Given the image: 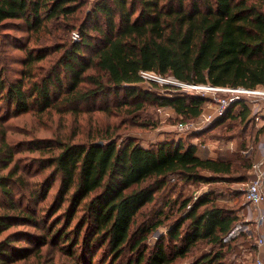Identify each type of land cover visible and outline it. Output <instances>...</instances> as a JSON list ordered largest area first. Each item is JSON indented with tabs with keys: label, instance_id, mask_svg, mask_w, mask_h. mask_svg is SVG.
I'll return each mask as SVG.
<instances>
[{
	"label": "trees",
	"instance_id": "16d2710c",
	"mask_svg": "<svg viewBox=\"0 0 264 264\" xmlns=\"http://www.w3.org/2000/svg\"><path fill=\"white\" fill-rule=\"evenodd\" d=\"M83 3L0 0V24L27 33L25 46L17 38L8 41L23 51L20 58L7 54L20 66L11 70L15 76L0 66V264L25 261L44 248L54 255L43 264H173L199 243L209 249L186 264H225L231 243L243 234L234 233L236 212L215 204L211 193L194 201L183 198L173 220L164 209L171 211L177 199L148 214L143 208L159 191L175 186L172 179L242 183L249 178V160L236 157L238 172L224 155L199 156L195 144L164 140L145 147L132 136L121 140L118 131L123 125L151 126L135 120L147 102L188 122L199 117L207 101L184 91L156 96L141 88V71L191 85L264 88V0H100L95 3L101 20L91 27L95 34L89 35L83 22L79 42H68L65 33L79 21L75 14ZM57 30L64 33L48 44ZM88 50L92 54L85 58ZM51 53L58 54L55 60L48 59ZM113 107L125 120L91 130L85 141L58 133L20 143L17 150L7 142L4 123L11 118L30 112L76 118L110 114ZM249 113L245 101H235L213 125L236 120L241 129H253ZM257 131L260 139L264 124ZM25 149L39 156L23 170L14 155ZM35 167L39 172L31 170ZM164 225L166 235L149 248V234ZM16 226L36 232L9 231ZM21 239L34 246H16Z\"/></svg>",
	"mask_w": 264,
	"mask_h": 264
},
{
	"label": "rangeland",
	"instance_id": "374dc122",
	"mask_svg": "<svg viewBox=\"0 0 264 264\" xmlns=\"http://www.w3.org/2000/svg\"><path fill=\"white\" fill-rule=\"evenodd\" d=\"M80 1L84 3L75 14L79 21L76 23L75 27L71 31L65 33L66 40L68 42H79V40L81 39V34L78 32V27L80 23L87 22L86 28L88 29V34L93 36L95 33L93 32V30H91V27L93 26V23H95L96 19L101 20L99 18V3H95L100 2V0H79V2ZM8 22L18 23L17 21ZM47 24L51 25L52 22H48ZM11 26L12 25H9L8 23L0 24V59H3L5 61V63L3 64L0 61V66L6 65L9 73H11L10 76L12 77L15 75L12 74L11 70L13 68H20V66L15 63H12L11 59L7 57V54L15 58H20L23 56V51L13 49V45L9 44L8 41L17 38L16 43L21 44V46H25L27 43V33L26 31H15V29H13V27ZM50 28L51 30L53 29L52 27ZM63 33L64 31L59 30L53 32V35L50 37V41L48 42V44H52L54 41H57V39L54 40V36L56 34L61 36ZM74 34H76L75 39H73L75 37ZM3 36H6L5 41H3ZM31 45L32 43L29 44V46ZM91 54L92 51L88 50L85 53V58L91 56ZM57 56L58 54L51 53L48 55V59L55 60ZM169 77L170 76L161 77L165 80H159L158 75H155V77H152L155 80L154 82L141 83L140 86L142 89L149 91L156 96L168 97L177 90L181 91L180 88L178 89L175 86L163 82L168 80ZM185 91L186 92L184 93L198 94L204 96L207 100L203 106L204 110H207L206 112H212L213 110L215 102L212 98L224 97L222 94L213 95L212 92L208 90L203 92H197L195 90L188 91L187 89H185ZM258 108L264 110V100H261L259 102ZM112 109L113 112H111L110 114L95 111L86 114H81L76 118L70 115L59 116L55 113L38 115L30 112L16 118L8 119L4 123V126L7 129V142H9V145L13 146L16 149L17 145L20 143L24 144L31 140H43L53 138L58 133L65 137H68L74 133L76 134V137H74L75 141H85L88 133L91 130L105 129L108 126L118 125L119 122L125 120L126 116L121 115V117H116V114H114V112L117 111V109L114 107ZM138 114L140 118L137 117L135 120L146 123L149 122L154 125V127L152 125L148 126L147 128H130L129 126L125 125L120 126L118 132H121V140L127 136H132L145 147L152 146L158 141L164 140H180L185 145L195 144L197 146V154L199 156L203 158H217L219 154L224 155V158L235 163L234 168L238 172L242 171V169L238 167L237 164L239 160H236V157L239 156V158L241 159H248L251 163L253 158L260 153V143L264 138V135L261 136L260 139L257 137V130L261 128V126L264 124V116H261V120L255 121V115L252 116V110L250 111L248 117L250 119H254L253 122L256 124V126H254L253 129H251L250 125L247 129H241L243 127V124L240 125L239 122H237L236 120H226L222 125L215 126L212 122L203 129L193 132H179L176 129V126L179 122H181L182 118L177 116L170 108L167 107L158 108V106L147 102L144 104L143 110H140ZM212 125L213 127H211ZM248 144H252L253 150L251 151V154L244 155L243 152L245 151ZM37 156L39 155L36 152H31L25 149L22 150L20 153H16L14 155V162L20 167H23L24 170V167H26L25 169H27V167L30 168V159L32 157ZM38 169H40V167H35L31 170H33V172H39ZM47 171L48 170H45L44 172L42 171L39 175H36L35 178L40 180L43 175L46 174ZM202 174L205 176H209V173L207 172H203ZM246 181L242 183H235L232 181L215 183H187L179 181L177 179H172L170 181V184H175L176 187L173 186L169 187V189L166 188L162 192L159 191L156 194V201L145 206L143 208V212L145 214H148L149 211L154 210L155 208H162L163 202L167 201L168 199H177V204L172 206L171 211H168V208L164 209V212H166L167 214H171L170 220H173L178 216V213L175 211L179 205V202L183 198H191V200L194 201L195 196L197 198L199 195H202L204 193H211L212 199L215 204L223 206L226 209L234 210L238 215L239 219L237 224H245L248 226L249 229L248 232L241 233L243 235H237L234 243H231L229 249L226 252L224 263L254 264L257 257H261L264 259V244L260 248L255 247V243H257L260 238L264 239V223L259 225L257 219L258 212L264 211V204L261 205L257 210H255L252 209L249 204L245 201L243 189ZM55 186L56 185L54 184L53 188L49 192V197H51L54 193ZM141 220V216H139L137 218V221ZM167 224L168 222H165V225ZM165 225L159 227L157 231L153 234H149L147 240L145 241V244L149 248L154 244L156 240H158L160 236L166 235L167 226ZM12 230L36 232L32 228L24 226H16L11 228L9 231ZM16 244V246L18 247L34 246L24 239H21ZM207 248L209 249V247L206 246L205 243H199L197 244L196 248L191 249L187 253L185 258H177L176 260H174L173 264H186L190 262L200 252L206 251ZM45 250V248L42 249V253H40V255L34 254L25 261H19L13 264H43V262L48 263L54 255V252L51 249H48L47 251Z\"/></svg>",
	"mask_w": 264,
	"mask_h": 264
},
{
	"label": "built area",
	"instance_id": "2783aa9c",
	"mask_svg": "<svg viewBox=\"0 0 264 264\" xmlns=\"http://www.w3.org/2000/svg\"><path fill=\"white\" fill-rule=\"evenodd\" d=\"M74 38H76V34H74ZM154 75V76H153ZM156 74L151 72L141 71L139 76L142 80V83H150L154 82L155 80L152 77H155ZM159 80L162 79L161 76H158ZM157 79V78H155ZM166 84H170L172 86L180 88L181 91H188L195 90L197 92L203 91H211L213 95L222 94L224 97H216L214 99V107L212 112H206L204 109L199 115L197 119L194 121L188 122H179L176 126V129L179 132L185 131H197L201 130L210 123H212L215 119L223 116L226 112L227 108L232 102L235 101H245L252 110V116H254L255 121L261 120V116H264V110L259 109V102L264 100V88H257V89H244V88H225V87H212L209 85H191L179 82L173 77H169L168 80L163 81ZM179 91V90H177ZM260 153L253 158L251 161L250 169H249V178L245 182L243 194L245 201L249 204L252 209L257 210L261 205L264 204V138L260 143ZM253 150L252 144H248L245 151L243 152L244 155L251 154ZM196 196L194 197V200ZM258 224L261 225L264 223V211L258 212ZM248 226L245 224H236L234 227V233L241 234L248 232ZM264 244V239L260 238L257 243H255L256 248L262 247ZM254 264H264V259L261 257H257Z\"/></svg>",
	"mask_w": 264,
	"mask_h": 264
},
{
	"label": "water",
	"instance_id": "95a60500",
	"mask_svg": "<svg viewBox=\"0 0 264 264\" xmlns=\"http://www.w3.org/2000/svg\"><path fill=\"white\" fill-rule=\"evenodd\" d=\"M101 144H102L101 142L98 143V145H101Z\"/></svg>",
	"mask_w": 264,
	"mask_h": 264
},
{
	"label": "crops",
	"instance_id": "0c3cea01",
	"mask_svg": "<svg viewBox=\"0 0 264 264\" xmlns=\"http://www.w3.org/2000/svg\"><path fill=\"white\" fill-rule=\"evenodd\" d=\"M203 109H204V107H203ZM207 111V110H206ZM204 158H209V157H204Z\"/></svg>",
	"mask_w": 264,
	"mask_h": 264
}]
</instances>
